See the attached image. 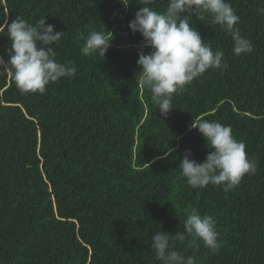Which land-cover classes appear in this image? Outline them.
Instances as JSON below:
<instances>
[{"label":"trees","instance_id":"obj_1","mask_svg":"<svg viewBox=\"0 0 264 264\" xmlns=\"http://www.w3.org/2000/svg\"><path fill=\"white\" fill-rule=\"evenodd\" d=\"M141 2L0 0V55L7 60L6 20L45 17L64 32L52 45L56 59L77 69L45 94L21 93L0 76V264H160L152 234L183 231L193 209L215 218L222 246L213 254L189 238L176 250L196 264H264V0H229L254 47L241 56L210 17H192L229 67L174 94L166 119L134 81L143 37L128 25ZM105 28L114 37L105 57L84 55L77 33ZM201 118L229 125L258 165L230 191L192 188L181 175L186 150L197 162L210 151L198 129L189 130ZM168 147L175 159L162 158Z\"/></svg>","mask_w":264,"mask_h":264},{"label":"clouds","instance_id":"obj_2","mask_svg":"<svg viewBox=\"0 0 264 264\" xmlns=\"http://www.w3.org/2000/svg\"><path fill=\"white\" fill-rule=\"evenodd\" d=\"M128 6L129 0H120ZM153 0H142L143 7L135 12V18L129 22L133 33L143 37L136 61L140 70L135 75L139 87L147 89L151 101L159 109L160 115L167 118L173 106L174 94L186 90L195 79L210 69L226 70L229 65L224 52L213 50L205 42L190 20L210 17L211 24L219 25L233 41L232 52L236 56L254 51L251 41L240 34V17L235 13L229 0H167L163 11L150 5ZM264 12V9H260ZM7 33L10 47L7 60L0 55V76L11 77L21 93L45 94L46 86L63 77L75 76L77 69L71 63H62L56 59L52 45L59 43L64 32L46 24L45 17L35 24L17 16L9 23H3L2 31ZM77 39L83 41L84 55L105 57L111 46L113 33L109 30H92L87 35L77 33ZM143 49H149L146 54ZM163 121V120H162ZM198 129L207 148L210 150L205 159L197 162L186 150L179 165L181 175L192 188H204L209 184L222 186L230 191L238 186L245 175H255L258 165L249 158L244 142L237 140L229 125L219 121L201 118L191 123L190 129ZM175 148L164 150V157H171ZM183 231L170 234L156 231L150 238L151 250L160 264H196L194 257L185 256L176 250L177 243L189 238L199 239L205 248L213 254L222 246L216 220L212 215H201L193 209L186 214Z\"/></svg>","mask_w":264,"mask_h":264}]
</instances>
